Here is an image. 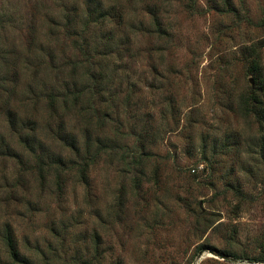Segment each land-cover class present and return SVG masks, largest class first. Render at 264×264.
I'll return each instance as SVG.
<instances>
[{
  "label": "rangeland",
  "instance_id": "1",
  "mask_svg": "<svg viewBox=\"0 0 264 264\" xmlns=\"http://www.w3.org/2000/svg\"><path fill=\"white\" fill-rule=\"evenodd\" d=\"M4 8L0 138L17 156L0 160V224L12 223L22 253L39 264H264V108H248L252 90L264 98V0H0ZM87 70L101 92L83 89L79 107L62 102L91 83ZM11 111L36 135L33 154L11 131ZM60 115L81 151L84 123L91 142L88 184L73 168L63 192L55 164L45 187L34 168L41 141L47 162L84 160L53 133ZM23 168L28 190L7 196ZM9 261L0 241V264Z\"/></svg>",
  "mask_w": 264,
  "mask_h": 264
},
{
  "label": "trees",
  "instance_id": "2",
  "mask_svg": "<svg viewBox=\"0 0 264 264\" xmlns=\"http://www.w3.org/2000/svg\"><path fill=\"white\" fill-rule=\"evenodd\" d=\"M69 14L70 13H68V16H69ZM69 18L67 17V20H68L67 24L68 25H70V23H71V21H69L70 20ZM8 19H10V14L8 12H6V9L4 8V9H2V12H0V30H2L5 27V25L8 22ZM30 46H31V42L29 44V47ZM85 52L87 53V50H85ZM17 55L14 58H12V60H10V56L8 59H4V61L6 62L5 64H6L7 68L9 67V65H15L16 64V61H18ZM6 57H7L6 54L4 55V50L0 47V58H6ZM86 57H87V59H89L88 53H87ZM78 64H80L81 67L83 66L80 62H78ZM41 66L42 65H40V64L38 65V67H41ZM250 66L252 68V72L254 73V76L258 77L259 79H261V78L263 79L262 68H261L260 62L257 60L256 54L254 55V58L251 60ZM87 71L88 72H87L86 76L89 78L91 83L89 84V82H87V85L83 88L77 87V89L74 92H71V91L66 89L64 92L58 94V96H61L62 102H67L68 98H72L73 100L72 101L70 100L71 105L74 107H76V106L79 107V104L83 101L82 99H80V98H83L81 96H84L82 94H85L87 92H94L95 90H97L98 93L101 92L100 87L96 84V82L101 83L100 80L96 81L98 78H96L94 72H91V70H87ZM38 72H39V70L35 68L33 71V74L36 75ZM13 80L16 83L15 77H13ZM85 88H88L87 92L85 90H83ZM262 88H263V86H260V89H262ZM89 89H90V91H89ZM259 93L261 94L260 91H259ZM250 95H251V97L248 100V108H264V98H261L255 90H252ZM58 96L56 97L55 102L58 100ZM9 99H10V97H7V101ZM49 100H53V99H49ZM84 108H87V106H85ZM9 113L10 114L8 117V124H9L11 131L16 132L17 138L20 141V143H21V141L24 142L22 145L27 148V150L30 152V154H33L35 149H36V141H37L36 135L34 133L26 134L23 131V129H19L18 128L19 120L16 117L15 113H13L12 111ZM85 113H86V111H85ZM84 124L86 127V130H85L86 139L84 142V151L80 150L81 145L79 144V139L77 137V134H76L74 128L73 127L70 128L68 126L67 122H65V116L64 115H60L59 124L53 132V133H56L57 138L59 140H61L65 146H67L71 150H73L74 154L77 157H79V156H80V158L83 157L84 160L82 161V159H81V162H79V163L74 162V160H70V162H69L70 164H69L65 161V159L62 156H59L54 161L47 162L46 159H51L52 156H50V154H53V153H51L48 149L43 147V141H41L39 143V146H40V149H39L40 163L38 160L36 162V166H34V168L38 171V177L41 180V183L44 187H45V182L47 181V177L49 175L48 170H45L44 168H45V166L47 168L50 166L53 167L54 164L56 165V167L53 169H54V173H55L56 185L58 186L59 192H63L64 184H65L66 180H68V177L71 173L70 172L68 174V172L71 171V169H73V168H76V170L78 172V175H77L78 179L80 181L86 182L88 184L87 171L89 169V167H88L89 166V160L91 158V156L90 157L87 156L88 149H89V146L91 143V142H89L90 125H89V123H84ZM29 128H31V129H29L30 132L34 129L32 127V125ZM51 131H53L52 127H50L48 132L50 133ZM27 135H33V138H31ZM5 141H6L5 138H3V137L0 138V160H6V158H8L10 156L11 157L17 156V154L14 152V149L12 148L11 144H9L8 142H5ZM105 148H106V145L104 147H101L100 149L105 150ZM25 170L26 169L23 168L19 172V175L15 180L17 183L15 186H14V183L12 185L8 184V183L4 184L5 187H8L7 196L14 194V190L15 191L18 189L28 190V187H27L28 180L25 181V179H24ZM16 188H18V189H16ZM4 201H6V200H4ZM0 241L4 247V252L7 254V257L10 260L8 262V264H39L33 260V257L26 255V254L21 252L19 242H18V239L16 236L15 228L13 227L11 222L7 221V219L5 221H3L2 224H0Z\"/></svg>",
  "mask_w": 264,
  "mask_h": 264
}]
</instances>
